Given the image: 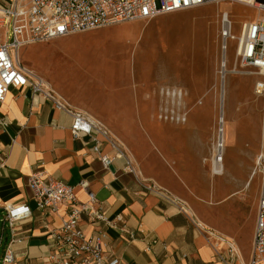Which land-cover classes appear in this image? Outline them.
Returning a JSON list of instances; mask_svg holds the SVG:
<instances>
[{"label":"rangeland","instance_id":"rangeland-1","mask_svg":"<svg viewBox=\"0 0 264 264\" xmlns=\"http://www.w3.org/2000/svg\"><path fill=\"white\" fill-rule=\"evenodd\" d=\"M224 15L233 36L225 44ZM257 16L240 4H210L25 46L18 50V60L101 123L170 192L179 183L173 171L178 174L180 165L190 178L193 199L201 205L218 208L233 192L250 194L238 215L210 219L224 225L229 220L241 233L247 201L259 190V179L250 176L256 155L264 149V111L253 94L261 77L240 64L235 50L241 24ZM162 88L185 94V124L157 119L165 105ZM221 115L223 173L214 175L211 147ZM190 120L189 131L185 126Z\"/></svg>","mask_w":264,"mask_h":264},{"label":"crops","instance_id":"crops-1","mask_svg":"<svg viewBox=\"0 0 264 264\" xmlns=\"http://www.w3.org/2000/svg\"><path fill=\"white\" fill-rule=\"evenodd\" d=\"M9 1L0 0V3L8 4ZM65 100L83 112L74 102ZM0 122V222L4 204L26 205L32 212L30 220L17 226L18 241L11 245L14 253L11 264H51L47 233L60 226L64 209L46 217L35 209L27 182L35 170H43L51 178L74 187L78 204L87 201L86 192L78 184H88L111 226L101 222L91 224L82 216L80 228L86 236L102 233L105 257H114L119 264L249 263L258 193L247 201L245 230L240 233L232 228L229 220L224 225L210 219L238 215L245 197H250L246 191L226 196L225 206L209 208L193 199L190 178L183 167L178 166V174L173 171L179 183L174 182L170 192L157 182L155 172L145 169L131 154L143 180L167 190L185 203L187 212L179 213L172 203L146 191L140 180L124 172L121 161H115L105 170L91 154L88 140L72 139L70 116L54 110L51 103L33 97L28 89L9 90L0 104ZM193 122L187 123V130H193ZM123 225L132 233V238L120 231ZM10 239L5 225L0 264H5L2 259Z\"/></svg>","mask_w":264,"mask_h":264},{"label":"built area","instance_id":"built-area-1","mask_svg":"<svg viewBox=\"0 0 264 264\" xmlns=\"http://www.w3.org/2000/svg\"><path fill=\"white\" fill-rule=\"evenodd\" d=\"M219 3L240 4L258 13L255 19L241 24L235 57L243 67L253 69L261 77L254 83L253 94L261 99L264 111V0H10L8 4L0 3V104L10 89H28L33 97L51 103L54 110L70 116L72 139L88 140L91 154L105 170L115 161H121L123 171L140 180L146 191L169 201L179 213H186L187 207L182 200L140 177L130 152L101 123L73 108L44 77L21 66L18 50L126 22L152 20L161 15ZM221 35L224 44L233 40L231 24L225 16ZM160 94L165 98V105L157 111V119L176 125L185 124L188 107L184 104L182 90L162 88ZM219 134L223 135L217 130L211 147V170L213 165L223 166L224 139L223 136L219 139ZM105 148L107 152H103ZM250 177L259 179V190L248 264H264V149L256 155ZM27 182L35 209L42 216L57 214L61 208L64 209L60 226L47 233L48 261L51 264H119L118 259L105 257L102 233L86 236L80 228L82 216H86L91 224L101 222L111 226L86 182L78 184L87 195L83 204L76 202L74 187L51 178L43 170L33 171ZM2 209L0 244L5 225L11 236L2 260L11 264L14 261L11 245L18 241L17 226L30 220L32 212L26 205L4 204ZM120 231L132 238V233L124 225Z\"/></svg>","mask_w":264,"mask_h":264},{"label":"bare ground","instance_id":"bare-ground-1","mask_svg":"<svg viewBox=\"0 0 264 264\" xmlns=\"http://www.w3.org/2000/svg\"><path fill=\"white\" fill-rule=\"evenodd\" d=\"M224 16L227 18V15H224ZM225 66H226V60L223 58L222 59L221 67L223 69L222 72H224V73L226 72ZM221 120H222V122L224 124V117H223V115L220 116V125L218 127V132H222V134H223V124H222ZM221 136H223V135H220L219 134V139L221 138ZM222 168H223V166H221V165L220 166L219 165H217V166L216 165H213V168H212L213 169V174L214 175H221L223 173V169Z\"/></svg>","mask_w":264,"mask_h":264}]
</instances>
